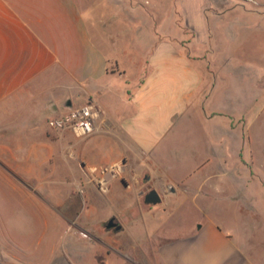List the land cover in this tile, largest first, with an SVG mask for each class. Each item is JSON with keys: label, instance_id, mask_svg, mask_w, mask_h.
<instances>
[{"label": "crops", "instance_id": "obj_1", "mask_svg": "<svg viewBox=\"0 0 264 264\" xmlns=\"http://www.w3.org/2000/svg\"><path fill=\"white\" fill-rule=\"evenodd\" d=\"M235 1L0 0V127L19 105L29 118L14 127L44 130L48 100V129L66 100L93 101L96 127L76 156L123 162L102 199L117 208L109 218L94 192L85 218L67 214L73 204L56 211L65 218H23L19 230L0 218V264H264V124L247 113L264 110V0ZM196 110L206 142L194 163L178 128ZM0 142L15 144L0 146V169L15 176L54 166L45 135ZM56 157L62 188L67 155ZM148 185L160 203L145 202ZM184 205L206 218L171 234L163 217ZM112 217L122 228L102 230Z\"/></svg>", "mask_w": 264, "mask_h": 264}, {"label": "rangeland", "instance_id": "obj_2", "mask_svg": "<svg viewBox=\"0 0 264 264\" xmlns=\"http://www.w3.org/2000/svg\"><path fill=\"white\" fill-rule=\"evenodd\" d=\"M237 2L239 1L236 0L235 3L231 2L229 3V5L234 6L237 4ZM241 4L246 6L256 5L249 1H243L241 2ZM226 5L228 4L226 3ZM249 45L250 43H247V46L243 48V51H247L250 53V49L253 50V47L250 48ZM261 49L262 48L258 47V51H260ZM50 101L51 100H48L44 106L40 107L42 110V112H40V118H42L43 120V123H40V125L45 124L44 130L40 129L39 127L35 128L34 130H30L29 128L22 129L20 127H14L16 126L15 123L18 118H22L24 120L26 118H29V116L27 117L26 110L20 109L22 105L18 106V111L13 110L5 114L2 119L5 124L0 127V135L5 136H9L11 134L16 133L21 135H45L47 136L50 142L48 147L49 150L52 151L54 154L56 153L54 158H51V164H54V166H52L54 168L51 167L49 170L43 169V176H15L14 174L9 173V170L6 168L2 167L0 169V218H16V227L18 230L20 229L19 226L22 225L20 223L23 221V218H33L36 222L37 218H45V216H47L46 213L48 212V218H65L64 216L58 214V212L56 211L60 210L62 211V213H64L66 210L65 206L69 208L71 204H73L74 207L70 208L67 211V214H72V216L75 217L82 216L81 218H85L86 215L89 213L91 207L89 200L90 193L94 192L99 196V199L101 200L108 194H102L96 189L93 184L85 183L86 166L93 163H84L82 161V158L76 156L79 154L80 151L78 144L80 143V141L85 140L90 135L84 138H78L70 132L59 133L47 128V105L50 103ZM28 106V114L29 110H31L32 107L35 110L37 107H39L36 99L30 102ZM251 111L252 112H247L250 117L255 118V120H257V123L262 122L261 124H264V110L260 109V104H258V107L256 109H253ZM13 115L15 116L13 117ZM186 126V128H183L182 125H179V142L182 141V146H185L186 148L191 150L193 154H195L196 158L194 159V163H196L197 161H200V159H202L203 157L206 142V140H204L203 138L205 122L200 116V113L197 112V110L192 114V118L189 120V123ZM256 128H258L256 135L258 137L264 138V127L258 126ZM93 140L94 138L86 141L84 149H87V147H89L90 142H93ZM10 145L15 144H10L9 142H0L1 147H8ZM59 152H64L67 155V161H65L64 170L67 174V179L69 183L64 184V186H61L62 188H60L59 185L56 183V180L59 177L60 173V168L56 166L57 164H59L58 158L56 157ZM3 162L4 161L2 160V163ZM46 171H49L50 174L47 175ZM122 175L123 171L121 172L119 177H121ZM46 177H48V180H45ZM54 180L55 183L52 184ZM40 182H43V184L47 183V185H44L46 189H33L31 191V187H34L33 183L36 184ZM80 183H82V185H80ZM88 186L90 187L87 190ZM58 200H61L62 207L60 209L59 206H57ZM102 202L105 208L101 211L100 209H98V211L103 218H109L110 215L113 214L117 208H115V206L111 205L110 203L104 202V200H102ZM49 207L52 210H50ZM51 213L53 215H50ZM221 216L227 218L229 215L227 216V214L224 213ZM163 218H169V220L166 221V225L168 228H170V233L173 234L172 231L178 229L184 231L189 226H191L194 220L199 218H206V215H203L201 208L193 207L190 205H184L180 208H177L174 214L164 215ZM34 229L35 230H33V233L38 230V224L37 227L35 226ZM101 229L106 230L107 228L103 225ZM111 231H113V228L111 229Z\"/></svg>", "mask_w": 264, "mask_h": 264}, {"label": "built area", "instance_id": "obj_3", "mask_svg": "<svg viewBox=\"0 0 264 264\" xmlns=\"http://www.w3.org/2000/svg\"><path fill=\"white\" fill-rule=\"evenodd\" d=\"M99 109L95 102L88 101L82 105L63 108L48 118V126L59 133L70 131L78 138L91 135L96 127ZM123 171V162L111 164H90L86 166L85 177L87 184H93L102 193H109L111 182ZM82 185V183H80Z\"/></svg>", "mask_w": 264, "mask_h": 264}, {"label": "water", "instance_id": "obj_4", "mask_svg": "<svg viewBox=\"0 0 264 264\" xmlns=\"http://www.w3.org/2000/svg\"><path fill=\"white\" fill-rule=\"evenodd\" d=\"M64 108H71L72 107V102L71 100H66L63 103ZM162 201V197L160 193L156 189H151L147 194L145 195V202L149 204H158ZM107 229H115L116 231L120 230L122 228V225L116 221V218L112 217L110 218L106 224H105Z\"/></svg>", "mask_w": 264, "mask_h": 264}, {"label": "flooded vegetation", "instance_id": "obj_5", "mask_svg": "<svg viewBox=\"0 0 264 264\" xmlns=\"http://www.w3.org/2000/svg\"><path fill=\"white\" fill-rule=\"evenodd\" d=\"M146 179V178H145ZM145 181V180H144ZM151 189H153L152 187H151V185H148V186H146V188H145V195L147 194V192H149Z\"/></svg>", "mask_w": 264, "mask_h": 264}]
</instances>
